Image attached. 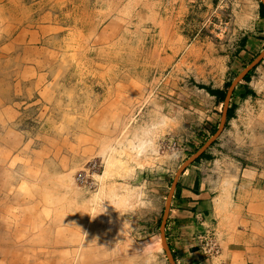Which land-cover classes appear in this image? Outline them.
Here are the masks:
<instances>
[{"label": "rangeland", "instance_id": "374dc122", "mask_svg": "<svg viewBox=\"0 0 264 264\" xmlns=\"http://www.w3.org/2000/svg\"><path fill=\"white\" fill-rule=\"evenodd\" d=\"M260 3L264 6V0H25L31 8L19 16H31L30 23L15 29L29 37L17 44L9 42L15 29L3 33L10 17L0 10V264H124L120 255L97 252L106 234L113 245L125 244L121 214L139 219L133 231L150 229V235L131 237L129 245L140 249L133 262L182 264L166 242L164 223L177 180L191 164L204 171L205 190L216 199L214 226L220 218L227 229L225 219L232 216L224 214L228 197L221 192L233 183L224 171L232 161L264 170ZM31 32L37 37L29 42ZM250 65L248 81L237 78ZM225 82L227 91L233 85L231 94L218 103L205 87ZM212 137L202 151L208 156L188 162ZM103 142L111 147L107 155L136 159L124 149L128 146L145 167L156 166L148 172L155 177L130 185L121 206L84 204L95 186L86 189L75 181L92 157H100L104 169ZM125 165L110 178L123 177ZM75 187L79 195L71 203ZM102 208L106 212L99 215ZM260 225L261 234L258 228L242 231L260 235L264 246ZM161 235L166 248L153 247ZM215 235L220 250L221 234Z\"/></svg>", "mask_w": 264, "mask_h": 264}, {"label": "crops", "instance_id": "0c3cea01", "mask_svg": "<svg viewBox=\"0 0 264 264\" xmlns=\"http://www.w3.org/2000/svg\"><path fill=\"white\" fill-rule=\"evenodd\" d=\"M257 12L261 15L259 9ZM96 120H91V124H97ZM124 147V149L131 152L132 158L136 157V159H138L139 155L133 151L134 149H130L128 146L127 148L126 146ZM149 152H152V150ZM152 153L155 152L153 151ZM124 159L126 160L127 157H123L122 160ZM136 159L130 160L128 158L126 160L125 166L131 167V170L125 173L127 174L126 177H120L117 182L110 177L105 180L106 186L113 188V192L110 190V194L107 197H110L111 194L116 195L118 193L120 195H126V192L128 193V188L130 189L131 186L135 185L133 186L135 188L139 186L138 184L144 185L142 181H148V175L151 174L155 177L152 173L148 172L154 171L156 166L149 167L150 165H148L147 167H139V165L135 163L137 161ZM194 162L196 163V161ZM260 169L259 167L242 166L240 161H232L228 169L224 171L226 174L225 180L229 184L231 182L233 183L231 190L229 189V191L224 190L221 192L225 199L228 197L226 203H224L226 206L224 214L227 213L232 216L225 219V222H227L225 224L227 229L221 228L220 218H218L215 226L213 224V219L217 217L215 215V205L213 203L216 199L212 198L211 194L205 190V180L202 177L204 171H201L198 166L191 164L182 172L174 188L169 205V214L164 223L166 242L173 254L177 255L178 261H181L182 264H264V246H262L261 243L262 237L253 234V232L242 231L243 227H247L251 230L258 228V234L263 232L260 230V223H264V170ZM143 173H145L146 179L142 177ZM129 174H132V176ZM112 181L116 183L119 182V185L114 184ZM160 188L161 187H158L160 192L155 189L157 193L153 196L157 208L160 204V200H156V195L160 198ZM153 208L156 207L154 206ZM142 212L148 211L144 209ZM155 212H157L156 209ZM138 220V218L131 220L130 214L128 216L121 214L117 221L127 224V228L121 231V242L125 244L117 243L113 245L111 241L107 240L110 235L106 234L104 235L105 237H101L102 239L104 238L101 240L104 247L101 250L97 249V252L120 255L122 258L124 257V260H122L124 264H140L139 262H133L135 261L133 255L140 249L137 246H130V239L131 237L134 239L136 237H142L143 235H150L148 232L150 229L139 231L136 229L133 231V228L138 226L136 224ZM137 228L139 229V227ZM210 229L215 231L218 236L221 234L222 240V247L219 253L212 255L215 256V258L211 260L205 258L206 256L204 257L198 240L199 235L210 233L213 234L214 239L217 241L215 232L210 231ZM228 229L233 232H229ZM76 248H78V246H75V249ZM85 253H88V250H85ZM130 257L132 258L131 260Z\"/></svg>", "mask_w": 264, "mask_h": 264}, {"label": "bare ground", "instance_id": "6f19581e", "mask_svg": "<svg viewBox=\"0 0 264 264\" xmlns=\"http://www.w3.org/2000/svg\"><path fill=\"white\" fill-rule=\"evenodd\" d=\"M0 1H4V2H2L3 4L0 6V10H5L6 12H8V16L10 17L9 18V21H8V24H7V26H6V28L3 30V33L4 34H11L12 32H13V30L15 29V28H17V26H19L20 24H22V23H25V22H29V18L31 17V16H29V17H26L25 18V14L27 13V11L31 8V5L29 6V8L28 7H25L26 5H25V0H20V2H21V4L20 5H16L15 4V0H0ZM31 4V3H30ZM33 4V3H32ZM35 4V3H34ZM19 6H21V7H23L22 9H20L19 8ZM61 11H62V8H60L59 10H58V12H59V14H61ZM21 12V13H20ZM26 12V13H25ZM22 13H25L22 17L21 16H19V14H22ZM80 14V13H79ZM30 15V14H29ZM5 17H7V16H5ZM8 18V17H7ZM101 19V18H100ZM35 20V19H34ZM30 23V22H29ZM34 23H32V25H33ZM37 24V23H36ZM31 25V26H32ZM30 26V25H29ZM35 28V27H34ZM103 28V27H102ZM109 28V27H108ZM79 29V28H78ZM78 29H72V32L74 33L75 32V30L77 31ZM105 29V28H104ZM111 30H115V28L112 26L111 28H110ZM10 30V31H9ZM8 31H9V33H8ZM31 31V30H30ZM79 31V30H78ZM107 31V30H106ZM15 32H16V29H15ZM80 32V31H79ZM103 32V31H102ZM114 32V31H113ZM32 34V37H30L29 38V42H32V41H34V40H31V39H35L37 36H35L36 34L35 33H30L29 35H31ZM106 35H104L102 38H104ZM27 37H29L28 36V31H26L25 29L24 30H22L21 32H16L15 33V35H11V36H9V42H11V43H16L17 44V42H19V43H23L26 39L25 38H27ZM102 38H100L101 40H103ZM38 41V40H37ZM26 42V41H25ZM90 44V43H89ZM2 49H6V47H4V48H2ZM172 50V49H171ZM31 74V73H30ZM146 101H140V103L138 104V106H139V111L142 109V107L144 106V103H145ZM131 106V105H130ZM157 108H158V106H157ZM152 110V109H151ZM158 111V110H157ZM129 112V111H128ZM173 113V112H172ZM127 114V113H126ZM160 114V113H159ZM167 118V117H166ZM165 118V119H166ZM131 119H132V117H131ZM170 119V118H169ZM129 121V120H128ZM171 122V121H170ZM166 123V122H165ZM127 124V123H126ZM145 126V125H144ZM148 127V126H147ZM153 127V126H152ZM143 137V136H142ZM109 138V137H108ZM137 138V137H136ZM130 139V138H129ZM150 141V140H149ZM131 142V141H130ZM104 144H106L104 147H102V149H101V151H104V154H105V156L107 157L106 158V160H105V165H104V169L100 172V173H97V174H95V178H96V182L99 184V187H98V185L96 184L95 185V188H94V192L84 201L85 203L84 204H87V205H93V206H96V205H101V204H103V203H105V206L107 205H115V204H117V205H119V206H121L122 204L121 203H123L126 199H127V197L125 196V195H120L119 193L118 194H111V196L110 197H107L110 193V190H111V192H113V188H111V187H107L106 186V183H105V180L107 179V178H109L111 175H113V173L115 172V170L116 169H121V168H123V167H119V166H121V165H125V163H124V161H122V160H119V159H117V158H115L112 154H110V153H108V155H107V152H109L108 150H110L111 149V147L110 148H108L109 147V145H108V147H107V142H103ZM103 144V145H104ZM132 147H133V145H132ZM152 147H154V146H152ZM115 148V147H114ZM106 149H108L107 151H106ZM140 149V148H139ZM111 151V150H110ZM137 151H138V149H137ZM156 151V150H155ZM136 153V152H135ZM158 153V152H157ZM138 157V156H137ZM131 159H133V158H131ZM150 160V159H149ZM143 160H138V161H136L135 163L137 164V165H139V167H143L144 165V161L142 162ZM146 161V160H145ZM151 163V162H150ZM104 164V163H103ZM149 165V164H148ZM129 166H125V169H123V170H125L126 172H128V171H130L131 170V167H129ZM128 169V170H127ZM135 169V168H134ZM139 169V168H138ZM137 169V170H138ZM42 172V171H41ZM125 172V173H126ZM118 174H119V172H117ZM124 173V174H125ZM115 174V173H114ZM117 174V175H118ZM123 174V176H125ZM129 175H131L132 176V174H129ZM131 180V179H130ZM128 181V180H127ZM113 182V181H112ZM110 184H111V182H110ZM98 187V188H97ZM126 189V188H125ZM127 193V192H126ZM64 194V193H63ZM78 195H79V191L77 190V187H75L74 189H73V191H72V195L70 194V196H69V201L71 202V203H74L75 201H76V199H77V197H78ZM82 196V195H81ZM83 197V196H82ZM108 198V199H107ZM107 199V200H106ZM115 203V204H114ZM79 206V205H78ZM81 207V206H80ZM79 207V208H80ZM92 207V206H91ZM98 207V206H97ZM78 208V209H79ZM89 208H90V206H89ZM92 209H93V207H92ZM77 210V209H76ZM77 211H79V210H77ZM76 211V212H77ZM2 212V211H1ZM87 212V211H86ZM1 216V215H0ZM106 217V216H105ZM74 219H76V218H80V215H78V214H76L74 217H73ZM1 219V218H0ZM73 220V219H72ZM8 221V220H7ZM1 222V221H0ZM106 222V221H105ZM9 223V222H8ZM108 224V223H107ZM1 225V224H0ZM109 225V224H108ZM2 226V225H1ZM4 226V225H3ZM1 228V227H0ZM101 232V231H100ZM76 233V232H75ZM99 233V232H98ZM100 235V234H99ZM153 243V242H152ZM160 245H163L162 244V240L159 238V239H157L154 243H153V247H159ZM150 246H151V244H150ZM31 248V247H30ZM29 248V249H30ZM111 249V248H110ZM18 251V250H17ZM20 251V250H19ZM23 251V250H22ZM49 251H52V250H49ZM25 252V251H24ZM54 254V253H53ZM64 254H65V252H64ZM67 254V253H66ZM23 255V254H22ZM69 255V254H68ZM73 255V254H72ZM66 256V255H65ZM20 257V256H19ZM47 257V256H46ZM53 257V256H52ZM69 257V256H68ZM24 258V257H23ZM37 258V257H36ZM66 258V257H65ZM38 260V259H37ZM40 260V259H39ZM58 260V259H57ZM13 261V260H12ZM66 261V260H65ZM73 261H74V259H73ZM33 262V261H32ZM9 264H10V262H9Z\"/></svg>", "mask_w": 264, "mask_h": 264}, {"label": "built area", "instance_id": "2783aa9c", "mask_svg": "<svg viewBox=\"0 0 264 264\" xmlns=\"http://www.w3.org/2000/svg\"><path fill=\"white\" fill-rule=\"evenodd\" d=\"M103 168V161L100 157H92L86 161L77 171L75 181L86 189L94 188L96 184L95 174L100 173ZM200 247L206 256L219 253V245L214 239L213 234H201L198 236Z\"/></svg>", "mask_w": 264, "mask_h": 264}, {"label": "trees", "instance_id": "16d2710c", "mask_svg": "<svg viewBox=\"0 0 264 264\" xmlns=\"http://www.w3.org/2000/svg\"><path fill=\"white\" fill-rule=\"evenodd\" d=\"M259 12H260L261 16L264 17V6L262 3L259 4ZM248 79H249V73L244 75V77H243V80H245V81H248ZM229 84H230L229 82H225L221 88H215V89L210 88V87H205V88H207V90L209 91L210 94H212L216 97V101L218 103H221L225 99L226 91H227ZM233 108H234V105H231V107L227 109V114H226L227 118L233 112ZM206 156H208V155H206V153L203 152V153H201L200 156H198L195 159V161L199 160L202 157H206Z\"/></svg>", "mask_w": 264, "mask_h": 264}, {"label": "water", "instance_id": "95a60500", "mask_svg": "<svg viewBox=\"0 0 264 264\" xmlns=\"http://www.w3.org/2000/svg\"><path fill=\"white\" fill-rule=\"evenodd\" d=\"M252 65H250L249 67H247L246 69H245V71L244 72H242L237 78H239V77H242L245 73H246V71L251 67ZM232 86L233 85H231V87H229V89H228V91H227V93H226V98H225V101L227 100V98L229 97V95L231 94V90H232ZM224 113H226V109L224 110ZM225 115V114H224ZM221 126H222V123H221V125H220V127H219V130H220V128H221ZM218 130V131H219ZM218 133V132H217ZM217 135V134H216ZM213 140V137L204 145V147L202 148V149H200V150H198L189 160H188V162L191 160V159H193V158H195V157H198L201 153H202V151H203V149L211 142ZM161 240H162V244H163V247H165V243H164V235H161ZM166 248V247H165Z\"/></svg>", "mask_w": 264, "mask_h": 264}, {"label": "clouds", "instance_id": "9594fccd", "mask_svg": "<svg viewBox=\"0 0 264 264\" xmlns=\"http://www.w3.org/2000/svg\"><path fill=\"white\" fill-rule=\"evenodd\" d=\"M105 212H106V209H105V208H102L101 211H100V213H99V215L102 214V213H105ZM97 216H98V215H97ZM97 216H96V217H97ZM96 217H95V218H96Z\"/></svg>", "mask_w": 264, "mask_h": 264}]
</instances>
